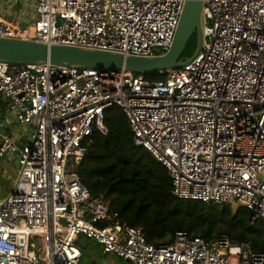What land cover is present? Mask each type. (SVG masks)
<instances>
[{
	"label": "built area",
	"instance_id": "2783aa9c",
	"mask_svg": "<svg viewBox=\"0 0 264 264\" xmlns=\"http://www.w3.org/2000/svg\"><path fill=\"white\" fill-rule=\"evenodd\" d=\"M186 0H35L33 32L0 22V37L151 57L167 53ZM204 42L181 68L101 72L0 63V95L21 144L0 131V159L15 157L0 200V264H81L80 236L132 264H264L249 242L187 231L159 246L123 223L78 168L105 111L120 108L134 144L164 166L172 195L235 205L264 219V0H202ZM10 119L0 129L10 128ZM42 243V244H40Z\"/></svg>",
	"mask_w": 264,
	"mask_h": 264
},
{
	"label": "trees",
	"instance_id": "16d2710c",
	"mask_svg": "<svg viewBox=\"0 0 264 264\" xmlns=\"http://www.w3.org/2000/svg\"><path fill=\"white\" fill-rule=\"evenodd\" d=\"M196 49L195 33L182 60ZM143 75L150 81L163 79L157 73ZM104 123L108 135L96 132L92 136L78 171L91 194L104 195L123 223L141 229L155 246L187 231L208 243L225 235L233 241L249 242L256 252L264 253V219L252 222V213L245 207L233 210L229 204L216 206L175 198L167 169L147 150L135 146L123 111L107 109Z\"/></svg>",
	"mask_w": 264,
	"mask_h": 264
},
{
	"label": "water",
	"instance_id": "95a60500",
	"mask_svg": "<svg viewBox=\"0 0 264 264\" xmlns=\"http://www.w3.org/2000/svg\"><path fill=\"white\" fill-rule=\"evenodd\" d=\"M195 33L197 34L196 52L190 58L182 60L185 49ZM203 42V2L202 0H186L172 46L163 55L151 57L126 56L120 53L90 48L49 45L32 40L0 37V63L21 66L51 64L101 72L127 70L142 74H152L181 68L188 64L200 53ZM14 163L19 167L17 158H14ZM104 256L112 255L105 253ZM127 262L130 263L129 261Z\"/></svg>",
	"mask_w": 264,
	"mask_h": 264
},
{
	"label": "crops",
	"instance_id": "0c3cea01",
	"mask_svg": "<svg viewBox=\"0 0 264 264\" xmlns=\"http://www.w3.org/2000/svg\"><path fill=\"white\" fill-rule=\"evenodd\" d=\"M35 18V0H0V22L8 23L19 29H29L33 32L32 28ZM8 107V104L0 95V123L10 119L8 117ZM10 126V128L6 130L0 129V131H5L9 137L20 143V145L27 143L29 133H26V131H20V129L15 127L13 119H10ZM7 158L9 162H14L15 157ZM81 248L83 253L87 249L86 247H83L82 244Z\"/></svg>",
	"mask_w": 264,
	"mask_h": 264
},
{
	"label": "rangeland",
	"instance_id": "374dc122",
	"mask_svg": "<svg viewBox=\"0 0 264 264\" xmlns=\"http://www.w3.org/2000/svg\"><path fill=\"white\" fill-rule=\"evenodd\" d=\"M20 131H24V129ZM18 171V166L15 165L14 162H9L7 157L0 159V199L6 198L13 190ZM231 206L233 210L238 208L235 205ZM80 239L82 246L87 248L84 252L81 264H132L114 256L105 257V253L99 245H96L91 240H87L83 236H80Z\"/></svg>",
	"mask_w": 264,
	"mask_h": 264
},
{
	"label": "bare ground",
	"instance_id": "6f19581e",
	"mask_svg": "<svg viewBox=\"0 0 264 264\" xmlns=\"http://www.w3.org/2000/svg\"><path fill=\"white\" fill-rule=\"evenodd\" d=\"M83 255H84V253H83Z\"/></svg>",
	"mask_w": 264,
	"mask_h": 264
}]
</instances>
